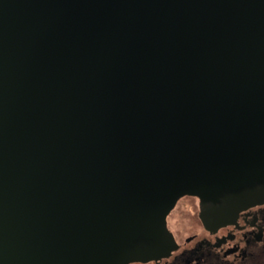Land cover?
Segmentation results:
<instances>
[{"label": "water", "instance_id": "95a60500", "mask_svg": "<svg viewBox=\"0 0 264 264\" xmlns=\"http://www.w3.org/2000/svg\"><path fill=\"white\" fill-rule=\"evenodd\" d=\"M263 203L264 0H0V264L159 260L187 206Z\"/></svg>", "mask_w": 264, "mask_h": 264}, {"label": "flooded vegetation", "instance_id": "af4514ba", "mask_svg": "<svg viewBox=\"0 0 264 264\" xmlns=\"http://www.w3.org/2000/svg\"><path fill=\"white\" fill-rule=\"evenodd\" d=\"M169 256L131 264H264V203L248 209L205 208Z\"/></svg>", "mask_w": 264, "mask_h": 264}, {"label": "rangeland", "instance_id": "374dc122", "mask_svg": "<svg viewBox=\"0 0 264 264\" xmlns=\"http://www.w3.org/2000/svg\"><path fill=\"white\" fill-rule=\"evenodd\" d=\"M190 212L191 210L189 211V207L187 206L184 210H182V213L179 214V216L176 218L177 225L179 228H181L182 234L189 233L191 231L190 229L194 225L195 218H193V216L195 212L193 213H190ZM187 225H189V228H186Z\"/></svg>", "mask_w": 264, "mask_h": 264}]
</instances>
